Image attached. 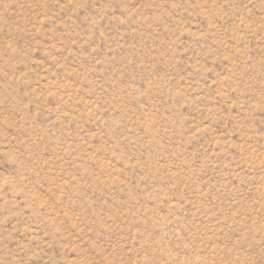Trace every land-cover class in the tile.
Returning a JSON list of instances; mask_svg holds the SVG:
<instances>
[{
  "label": "rangeland",
  "instance_id": "rangeland-1",
  "mask_svg": "<svg viewBox=\"0 0 264 264\" xmlns=\"http://www.w3.org/2000/svg\"><path fill=\"white\" fill-rule=\"evenodd\" d=\"M0 264H264V0H0Z\"/></svg>",
  "mask_w": 264,
  "mask_h": 264
}]
</instances>
